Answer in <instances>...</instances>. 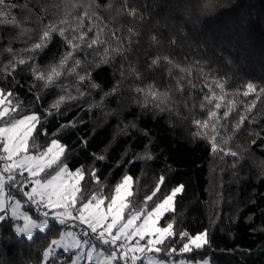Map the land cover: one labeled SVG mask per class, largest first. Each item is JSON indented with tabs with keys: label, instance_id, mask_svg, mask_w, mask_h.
Returning a JSON list of instances; mask_svg holds the SVG:
<instances>
[{
	"label": "trees",
	"instance_id": "16d2710c",
	"mask_svg": "<svg viewBox=\"0 0 264 264\" xmlns=\"http://www.w3.org/2000/svg\"><path fill=\"white\" fill-rule=\"evenodd\" d=\"M6 8L0 89L19 103L16 118L39 114L30 152L59 140L62 162L84 173L85 198L93 192L112 196L131 175L127 199L133 208L145 207L159 185L147 202L150 210L183 185L174 211L160 220L162 227L173 223L176 233L163 247L179 249L187 239L181 233L204 231L209 245L162 252L161 258L264 264V0H6ZM132 8L135 16L128 14ZM49 25L56 31L35 49ZM97 34L101 43L89 48ZM53 68L61 73L53 82L39 78ZM249 82L257 91L245 96ZM212 92L224 100L208 103ZM210 111L218 119L198 129L193 121L209 120ZM197 131L208 135L195 136ZM146 153L153 158L140 159ZM50 223L51 232L37 231L28 240L16 234V220L0 222V264H41L50 240L59 238L57 229L65 228ZM57 256L58 264H69L73 253Z\"/></svg>",
	"mask_w": 264,
	"mask_h": 264
},
{
	"label": "snow or ice",
	"instance_id": "6c2138e0",
	"mask_svg": "<svg viewBox=\"0 0 264 264\" xmlns=\"http://www.w3.org/2000/svg\"><path fill=\"white\" fill-rule=\"evenodd\" d=\"M0 8H2L0 17L6 16L8 14L6 0H0ZM128 14L135 16L136 9H128ZM55 31V27L49 25L48 30L41 37V42L36 43L34 48L41 49L51 33ZM129 32L132 33V30L129 29ZM60 35H63L62 30ZM84 35L86 33L74 39L83 40ZM99 43L101 41L97 34L87 46L91 48ZM76 47L73 44V48ZM68 59L69 55H65L60 63L65 64ZM158 61L159 58L153 60V63H158ZM103 62L107 63V50H105ZM20 63L23 64L25 61L21 60ZM75 63L78 65L80 62ZM75 70V67L71 69L73 72ZM60 74L53 68L48 75L41 73L39 78L51 83ZM80 79L84 80L86 76H80ZM217 87L223 92L222 83H217ZM138 91L143 90L138 89ZM256 91V86L249 82L247 91L243 94L247 96ZM151 94L154 98L158 95L156 92ZM12 96L11 91L5 94L4 90L0 89V150H2L0 154V222H6L9 219L21 220L22 224L15 225V232L20 236H26L28 240H33L34 233L37 231L51 232L54 224L50 223V220L61 226L67 225L69 221L82 226L80 234L71 231L60 232L57 229L59 238L51 239L43 251L44 264H53V262L58 264L57 249L73 253L70 264H81L82 261L86 264H168L166 259L160 258V253L171 254L177 251L190 253L194 249L199 250L209 245L208 233L204 231L191 237L186 232L181 233V237L187 239L179 249L174 246H169L167 249L163 247L166 240L175 239L176 233L173 231V223H167L166 226L161 227L159 226L160 220L166 213L174 211L175 197L183 192V185L175 187L162 202L155 204L150 211L147 208V202L151 201L155 192L159 191V185L152 195L145 198V207L133 208L127 199L132 194L133 177L131 175H126L115 187L114 195L108 196L103 192H93L85 198L81 187V182L85 179L84 173L79 169L74 172L70 171L68 166L62 162L65 146L59 140H52L43 151L30 152L29 142L33 139V134L39 124V114L32 113L16 118L15 114L18 113L20 105L13 103L10 99ZM60 99L63 100L64 97ZM215 99L223 101L224 95L217 97L216 93L212 92L210 96L205 97L210 104ZM200 106L204 107V104ZM254 106L253 104L250 107ZM220 107V103L215 104L216 109ZM229 111H225L223 115L227 117ZM208 116L209 120L203 122L194 120L193 123L198 129H206L213 118L218 119L215 111H210ZM244 119L245 117H241L240 122L242 123ZM212 131L215 135H212L210 139L215 151L218 148L215 136L219 135L216 132L215 122L212 123ZM194 135L207 137L208 134L197 131ZM35 147L33 143V148ZM231 155L236 156L237 153L231 152ZM103 158L100 157V159ZM152 158L150 153L140 157V159ZM25 173L28 174L27 177L17 184L18 177H24ZM91 175L95 178V182L99 183V177L96 176L95 171ZM163 182L164 177L160 176L159 183L163 184ZM26 183H31L32 187L31 191H26L23 195L28 201L34 202L38 209L42 206L44 209L52 210L51 216L46 210L40 213L43 219L33 218L27 212L20 211V199H15L10 193H5L6 187L11 188L15 185L19 190ZM9 210L10 216L8 215ZM126 212L127 218L125 217ZM81 236L84 238L82 239ZM142 241H144L143 244ZM179 264H185V262L180 261Z\"/></svg>",
	"mask_w": 264,
	"mask_h": 264
},
{
	"label": "rangeland",
	"instance_id": "374dc122",
	"mask_svg": "<svg viewBox=\"0 0 264 264\" xmlns=\"http://www.w3.org/2000/svg\"><path fill=\"white\" fill-rule=\"evenodd\" d=\"M28 115H30V114H28ZM52 140H54V139H52ZM51 140V141H52ZM50 141V142H51ZM50 142H49V144H48V146L50 145ZM74 172V171H73ZM31 187V186H30ZM9 189H11V188H8V187H6L5 188V193L6 194H9L10 193V190ZM29 191H31V189L29 190ZM131 192H132V188H131ZM15 199H20L21 200V208H20V211L21 212H27L29 215H31L33 218H39V219H43V217H41V216H38V215H36L32 210H30L27 206H26V204H25V200H24V197H26V196H22L21 194H20V196H17V195H13L12 193H10ZM23 194V193H22ZM114 195V194H113ZM160 202H162V200L161 201H159L158 203H160ZM157 203V204H158ZM151 210V209H150ZM149 210V211H150ZM9 215H10V210H9V213H8ZM126 217V216H125ZM127 218V217H126ZM73 223H75V222H72V221H69L68 222V224L67 225H65V228L61 231V232H65V231H71V232H75L72 228H70L69 227V225H73ZM16 224H22V221L21 220H16ZM159 226H161V225H159ZM162 227V226H161ZM76 233V232H75ZM134 242V241H133ZM142 244L144 243V241H142L141 242ZM60 250H62V249H57V253L60 251ZM193 252V251H192ZM161 254V253H160ZM159 254V256H160V258L162 257V255H160ZM167 254V253H166ZM149 255H151V254H149ZM161 259H166V258H161ZM167 261H168V264H179V262L180 261H184L185 262V264H205V262H207V264H213L208 258H205V259H196V260H189V259H187V258H185L182 254H181V256H180V258H178V259H174V257H170V258H167L166 259ZM82 262H85V261H82ZM86 263V262H85ZM41 264H44V261L41 263ZM70 264V263H69Z\"/></svg>",
	"mask_w": 264,
	"mask_h": 264
},
{
	"label": "built area",
	"instance_id": "2783aa9c",
	"mask_svg": "<svg viewBox=\"0 0 264 264\" xmlns=\"http://www.w3.org/2000/svg\"><path fill=\"white\" fill-rule=\"evenodd\" d=\"M0 154H2V150H0ZM27 175L28 174L25 173L24 174V177H18L17 184H20L22 181H24V179L27 177ZM28 184L29 183L24 184V186H22L19 190H17V187L15 185H13V188L16 189L17 191H19L22 194V193L30 190L29 187H28ZM24 200H25L26 206L29 209H31L36 215L41 216L40 213L47 210V211L50 212V216H51V211L52 210H50V209H44L42 206L38 209L37 208V205L34 202L28 201L27 197H24ZM69 227L72 228L76 233H78V234L81 233V227L82 226H79L76 222L73 223V225H69ZM83 227H86V226H83ZM81 238L83 239L84 237L81 236Z\"/></svg>",
	"mask_w": 264,
	"mask_h": 264
},
{
	"label": "crops",
	"instance_id": "0c3cea01",
	"mask_svg": "<svg viewBox=\"0 0 264 264\" xmlns=\"http://www.w3.org/2000/svg\"><path fill=\"white\" fill-rule=\"evenodd\" d=\"M31 187H32V184H31ZM9 215V214H8ZM10 216V215H9Z\"/></svg>",
	"mask_w": 264,
	"mask_h": 264
}]
</instances>
